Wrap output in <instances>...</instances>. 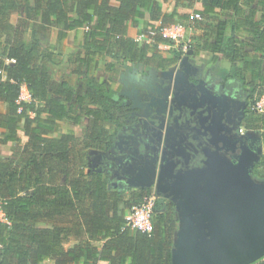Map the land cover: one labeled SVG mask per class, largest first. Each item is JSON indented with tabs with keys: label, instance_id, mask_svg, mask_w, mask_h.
<instances>
[{
	"label": "trees",
	"instance_id": "16d2710c",
	"mask_svg": "<svg viewBox=\"0 0 264 264\" xmlns=\"http://www.w3.org/2000/svg\"><path fill=\"white\" fill-rule=\"evenodd\" d=\"M118 1L114 7L109 0H0V103L6 106L0 112V145L21 144V130L28 138L13 158H0V204L10 222L0 224V264H172L179 225L174 208L156 203L150 235L127 228L126 213L154 192H133V198L123 201L108 178L89 165L91 152L111 148L126 113L103 79H96L100 61H113L108 71L117 64L166 68L180 61L179 52L164 55L158 49L168 43L161 36L152 44L131 38L130 23L137 26L149 15L154 24L169 27L189 20L179 7L199 3L202 9L194 16L203 20L193 17L195 26H215V41L207 38L204 49L229 59L231 78L264 86V0H174L172 13L159 0ZM220 13L223 19L210 25ZM30 29L27 40L24 34ZM38 29L55 31L57 44L45 42ZM71 33L83 49L68 55L76 65L73 74L97 83L84 92L68 81L56 82L51 72ZM23 86L29 102L20 100ZM256 114L247 127L264 132V114ZM83 118L89 124L85 135L56 136L60 123L79 125ZM253 177L264 182V156ZM81 236L85 238L73 246H64Z\"/></svg>",
	"mask_w": 264,
	"mask_h": 264
},
{
	"label": "flooded vegetation",
	"instance_id": "af4514ba",
	"mask_svg": "<svg viewBox=\"0 0 264 264\" xmlns=\"http://www.w3.org/2000/svg\"><path fill=\"white\" fill-rule=\"evenodd\" d=\"M190 61L192 67L186 74L179 71V62L166 68L156 64L123 68L118 79V100L126 108L125 117L111 148L90 157L93 169L106 176L114 190H152L156 203L163 202L175 212V204L170 199L156 194L162 172L168 174L165 170L173 168L172 173L177 174L203 167L207 152L216 150L234 160L241 153L238 141L250 132H258L262 149L264 145L263 130L247 127V121L255 117V113L251 108L252 93L246 83L244 89L235 78L227 74L217 76L211 69L197 66L193 58ZM174 97V106L178 109L175 128L168 115L156 118L150 107V103L155 102L162 112H168ZM154 117L160 120L156 125L160 135L167 134V148L163 143L159 150L154 149L156 145L148 146V131L154 127ZM251 144L259 146L255 136ZM120 148H124L123 153L118 151ZM133 151L136 154L133 155ZM156 155H159L157 177L152 179V186L142 187L147 181L138 179V170L146 172ZM263 156L264 152L261 158ZM166 180L172 182L170 178ZM131 183L140 186L134 187Z\"/></svg>",
	"mask_w": 264,
	"mask_h": 264
},
{
	"label": "water",
	"instance_id": "95a60500",
	"mask_svg": "<svg viewBox=\"0 0 264 264\" xmlns=\"http://www.w3.org/2000/svg\"><path fill=\"white\" fill-rule=\"evenodd\" d=\"M193 54V50L189 51L179 62L178 69L183 74L192 67ZM171 103L168 112H162L155 102H151L150 107L156 118L168 115L175 128L178 111L174 106L175 97ZM155 117L152 119L154 127L148 131L147 145H156L154 149L159 150L162 143L167 148V134L160 135L156 126L160 120ZM254 136L258 147H252ZM261 140L258 132H250L238 141L241 153L234 160L216 150L207 152L203 167L177 174L172 173L173 168H168L165 170L168 174H160L156 194L175 204L179 219L172 264H255L264 259V182L253 177L255 164L263 154ZM118 151L123 153L124 148ZM94 153L98 152H91ZM132 154H136L135 151ZM158 158L159 155L152 158L153 164L146 172L138 170V179L147 181L142 187L153 185ZM166 178L172 182L168 183ZM131 186L140 185L131 183Z\"/></svg>",
	"mask_w": 264,
	"mask_h": 264
},
{
	"label": "rangeland",
	"instance_id": "374dc122",
	"mask_svg": "<svg viewBox=\"0 0 264 264\" xmlns=\"http://www.w3.org/2000/svg\"><path fill=\"white\" fill-rule=\"evenodd\" d=\"M163 7H165V4H163ZM14 21L16 23H18V17H15ZM182 23L185 24V22H182ZM186 27L188 28V38H189V40L191 39L190 44H191L192 50L193 49L197 50L194 47V45H196L197 47H200L201 45H203L207 41V34L206 33H208L210 35L214 33L211 26H209V27L207 26L206 30H203L200 33H197L196 28L192 27L190 24H188V25L186 24ZM38 32H39V35L41 36V38L45 42H47L48 44H51V45L57 44L55 32L53 30H51V29H38ZM24 37L27 40L30 39L31 29L24 34ZM72 44H73L72 41H66L65 40L60 45L61 52H59L57 54V57H56V63L57 64L53 65L51 67V72H52L56 82H61L63 80L68 81L75 90H79V91L84 92V91H87V89L91 85L96 86L97 83L94 82V79L90 78L87 80H82L77 75L73 74V71L76 69V65H75V63H69L68 62V55H76L77 53H79V51H82L81 50L82 47H81V45L75 47ZM173 49L177 50L179 48L174 45L172 47V50ZM172 50H170V51H172ZM198 52L200 53V55L198 56L197 61L201 63L200 65L203 68H206V66L208 65L209 69H211V71L214 74H216L217 76L221 75V74L222 75L223 74L229 75V73H230L229 69H230L231 63L225 55H217V56L213 55L212 56L209 52L204 51L202 48L198 49ZM167 53H169V52L165 51L164 55H167ZM212 60H214V63H211ZM108 63H113V61L110 59L100 61L99 67H98V70L96 73V79H103L104 88L107 90L109 95L114 100L119 102V101H121L120 99L118 100V98H119V84H118L119 73L125 67L123 65L117 64L115 69H113L112 71H108L106 69V66ZM236 81L238 82V84H240V86L242 88L245 87L244 83H246V87L252 93V101L251 102H253L255 99H258L259 97L264 95V86H261L259 82L256 84H251V82L249 80L244 81L243 79H239V78H236ZM261 93H262V95L260 96L259 94H261ZM2 110H3V108L0 106V111H2ZM256 115H260V114H256ZM88 125L89 124H88L87 118H83L81 124H79V125H74V124H70L67 122H62V123H60V127L58 129L56 136H61L65 133L72 132L75 135L81 137V136L86 134V132L88 130ZM106 127L110 130L114 129L113 124H106ZM21 135H22V138H21L22 143L21 144H19V145L14 144L12 146H4L1 148V153L3 155L10 156V158H13L17 152H20L22 149V146L25 144V142H24L25 135H24L23 131L21 132ZM263 152H264V145H263ZM115 191L120 193V197L123 201H126L127 199L133 198V194H132L133 192H120L117 190H115ZM37 225L39 227H49L50 226L49 224H46V223H38ZM84 238H85L84 236L73 237L70 240V242L66 243L64 246L66 248H69ZM46 264H52V262L50 261V262H47Z\"/></svg>",
	"mask_w": 264,
	"mask_h": 264
},
{
	"label": "built area",
	"instance_id": "2783aa9c",
	"mask_svg": "<svg viewBox=\"0 0 264 264\" xmlns=\"http://www.w3.org/2000/svg\"><path fill=\"white\" fill-rule=\"evenodd\" d=\"M195 19L203 20L199 15L194 16ZM161 36L168 43L159 44L158 49L161 51H170L175 45L179 49L175 50L180 54V61L191 51V44L188 38V28L184 24L176 23L169 27L162 26L160 23H156L153 28H149L146 33L140 35L137 39L138 42L147 41L152 44L155 37ZM181 45V46H180ZM180 46V47H179ZM174 51V49L172 50ZM13 62V61H12ZM21 101H31V95L28 92L26 86H23L20 96ZM252 111L258 114H264V95L255 99L251 104ZM156 206V196L153 194L146 197L140 205L134 206L125 215L126 227L135 231L150 235L154 231V225L152 222L154 216V209ZM10 224L6 214L3 210L2 204H0V224ZM3 245L0 242V249Z\"/></svg>",
	"mask_w": 264,
	"mask_h": 264
},
{
	"label": "crops",
	"instance_id": "0c3cea01",
	"mask_svg": "<svg viewBox=\"0 0 264 264\" xmlns=\"http://www.w3.org/2000/svg\"><path fill=\"white\" fill-rule=\"evenodd\" d=\"M109 1H110V4H111L112 6H114V7L119 6V1H118V0H109ZM159 1L161 2L162 6H163V4H165V7H163L164 11L169 12V13H172V12L175 10L174 0H167V1H165V0H159ZM201 9H202V7H201V5H200L199 3L196 4V5L194 6V8L179 7V8L177 9V11H178L179 13L187 14V15L190 16L189 20L186 21L185 24H184V23H180V24H184V25H186V24H187V25L190 24L192 27H195V28H196L197 33H200V32H202L203 30H206L207 25H205V27H203V26H201V27H196V26H195L196 22H195V20L193 19L195 13L198 12L199 10H201ZM222 15H224V14H223V13H220V14H218V15H215L214 19H213L211 22H209V24L212 25V23H213V24L215 25V23H217L219 19H223L224 16H222ZM153 24H154V22H152L151 19H150V16L147 15V16L145 17V19L142 20V21L140 22V24H138L137 26H134L132 23L129 24L128 35H129L131 38L137 40L138 37H139L140 35L146 33L147 29H148L151 25H153ZM155 24H156V23H155ZM155 24H154V25H155ZM208 27H209V26H208ZM211 28H212L213 31H215V26H213V27H211ZM193 29H194V28H193ZM54 32H55V31H54ZM55 34H56V33H55ZM75 35H76V34H74V33L69 34V36H68V38L66 39V41H72V42H73L72 45L75 46V47H77V46L81 45V43H80V41H76ZM207 35H208L207 38L210 40V41H209L210 43L215 41L214 33L211 34V35L207 33ZM239 35H240V36H239ZM238 37H239L240 39H244V38L241 37V34H238ZM143 42H147V41H143ZM203 45H204V44H203ZM201 48H202L204 51L209 52V51L205 50L204 47L201 45V47H196L197 50L193 49L194 54H193V56L190 57V58H193L195 64H196L197 66H199V67L201 66V65H200L201 63L197 61V60H198V56L200 55V53L198 52V49H201ZM81 50H82V51H79V53H80V52H83V49H82V48H81ZM244 51H248V52H250L251 50H250L249 48H245ZM209 53L213 56V54H212L211 52H209ZM217 55H223V54H216V55H214V56H217ZM203 62H204V61H203ZM211 63H214V60H212ZM230 63H231V62H230ZM206 69H209L208 65L206 66V68H204V70H206ZM230 69H231V66H230ZM230 69H229V70H230ZM0 106L3 108V110L0 111V112H5L6 106H5L3 103H0ZM21 132H22V130L19 131V137H20V139L22 138ZM23 133H24V132H23ZM65 134H66V133H65ZM24 135H25V134H24ZM76 136H77V135H76ZM78 137H79V136H78ZM27 141H28V138H27L26 135H25V138H24V142H25V144L27 143ZM21 142H22V139H21ZM14 144H15V143L10 142V143H8V144L0 145V158H2V159H4V160L11 159L10 156L3 155V154L1 153V148L4 147V146H12V145H14ZM25 144H24V145H25Z\"/></svg>",
	"mask_w": 264,
	"mask_h": 264
},
{
	"label": "clouds",
	"instance_id": "9594fccd",
	"mask_svg": "<svg viewBox=\"0 0 264 264\" xmlns=\"http://www.w3.org/2000/svg\"><path fill=\"white\" fill-rule=\"evenodd\" d=\"M180 62V61H179Z\"/></svg>",
	"mask_w": 264,
	"mask_h": 264
}]
</instances>
